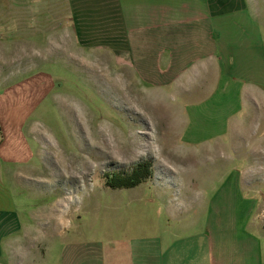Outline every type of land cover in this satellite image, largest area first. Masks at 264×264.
<instances>
[{"label":"rangeland","instance_id":"1","mask_svg":"<svg viewBox=\"0 0 264 264\" xmlns=\"http://www.w3.org/2000/svg\"><path fill=\"white\" fill-rule=\"evenodd\" d=\"M57 32L52 24L48 41L36 31L34 67H24L26 55L11 54L10 39L0 65L14 83L0 89V117L21 120L29 132L18 155L28 158L19 167L23 183L14 187L22 222L29 223V232L18 233L31 246L19 248L29 251L25 264H61L80 251L105 257L126 235L173 230L176 194L237 191L264 202V105L211 119L225 98L206 96L202 81L182 95L174 67L75 49ZM145 163L147 183L106 187L107 176Z\"/></svg>","mask_w":264,"mask_h":264},{"label":"crops","instance_id":"2","mask_svg":"<svg viewBox=\"0 0 264 264\" xmlns=\"http://www.w3.org/2000/svg\"><path fill=\"white\" fill-rule=\"evenodd\" d=\"M52 24L75 49L174 67V89L182 95L202 81L206 96L225 98L211 119L264 105V0H0V65L10 39L11 54L26 55L24 67H34L36 31L49 41ZM9 80L0 72V89H10ZM20 122L0 117V264H25L29 251L19 248L31 247L19 239L29 223L22 222L14 192L28 159L18 158L29 135ZM257 200L237 191L176 194L173 230L126 235L105 257L80 251L61 264H264V202Z\"/></svg>","mask_w":264,"mask_h":264},{"label":"trees","instance_id":"3","mask_svg":"<svg viewBox=\"0 0 264 264\" xmlns=\"http://www.w3.org/2000/svg\"><path fill=\"white\" fill-rule=\"evenodd\" d=\"M151 179V166L145 163L136 165L130 174L118 173L107 176L105 185L112 190H128L139 187Z\"/></svg>","mask_w":264,"mask_h":264}]
</instances>
